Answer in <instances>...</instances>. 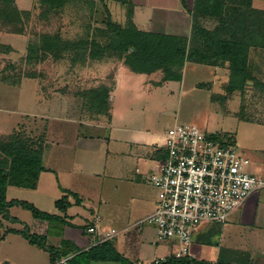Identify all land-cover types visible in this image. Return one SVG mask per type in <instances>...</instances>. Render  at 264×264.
I'll return each mask as SVG.
<instances>
[{
    "label": "crops",
    "instance_id": "crops-1",
    "mask_svg": "<svg viewBox=\"0 0 264 264\" xmlns=\"http://www.w3.org/2000/svg\"><path fill=\"white\" fill-rule=\"evenodd\" d=\"M132 1L134 21L135 4L146 1ZM149 2L153 8L151 25L144 29L136 24L138 28L191 35L195 0ZM155 13L164 15L155 18ZM213 20L203 17L202 24L214 28L207 23ZM190 62L194 61L185 62L182 79L177 81L183 80ZM200 64L210 65L215 73L230 72L232 77L228 62ZM124 66L116 72H108V85L105 76H101L102 81L91 87L101 83L108 86V110L98 111L92 104L89 106L90 101L81 92L83 90L71 91L61 86L47 88L40 83V103L56 107V111H25L28 121L20 122L9 132L23 131L24 137L42 150L44 169L34 188L8 185V200L29 201L62 219H44L32 213L31 222L26 223L11 211L20 204L9 206L8 213H0V264H58L62 258L69 260L78 252L100 243L97 234L87 231L89 225H95L100 232L123 230L109 240L130 264H159L160 261L183 264L179 260L181 257L174 254L176 244L159 240L155 225L138 223L156 209L158 190L149 181V176L158 169L164 157L165 134L170 127L153 130L124 113L139 100L140 83L150 89L173 79L165 80L161 70L123 72ZM151 82L154 84L150 85ZM213 85L214 81L198 82L201 87ZM65 107L72 111L64 113ZM244 152L249 158L247 168L264 178V160L249 150ZM11 189L16 193L14 196H9ZM64 196L70 203L61 210L56 201ZM12 221L14 224L25 223L18 227L11 225ZM24 228L43 236L46 244L56 247L62 256L53 261L48 248L34 244L22 233L14 231ZM188 258L191 264H240L246 260L248 264H264V188L252 193L224 223L203 224L194 235ZM90 264L122 262L94 259Z\"/></svg>",
    "mask_w": 264,
    "mask_h": 264
},
{
    "label": "rangeland",
    "instance_id": "rangeland-1",
    "mask_svg": "<svg viewBox=\"0 0 264 264\" xmlns=\"http://www.w3.org/2000/svg\"><path fill=\"white\" fill-rule=\"evenodd\" d=\"M130 1L66 0L63 5L45 12L47 7L41 2L17 0L18 6L31 10L32 15L25 23L23 33H13L0 26V43L3 44L0 50V138L7 137L20 122L28 121L25 111H56V107L40 103L41 84L47 88L61 86L71 91L83 90L81 92L88 100L84 91L99 84L101 76H105L108 85V72H116L126 64L112 50L104 56H91L87 42L96 39L105 44L109 35L105 28L111 20L117 26H126L130 7L134 6ZM137 1L146 2L135 4V24L149 29L153 15L151 2ZM253 5L264 9V0H254ZM163 15L154 14L155 18ZM207 23L211 27L218 24L217 20ZM43 33L58 35L63 41L79 46L64 49L61 55L46 53L43 56L36 47L31 51L30 45L39 44ZM30 51L31 60L27 58ZM253 62L256 76L264 80V50L253 52ZM123 72L134 71L126 65ZM229 74L215 73L210 65L190 62L182 81L173 79L150 89L140 83L139 100L124 113L153 130H165L182 123L197 124L208 132L231 133L240 149L249 150L264 160V88L254 86L252 81L243 86L241 79L231 78ZM31 75L34 77H29ZM200 81H214V85L201 87L198 86ZM229 84L234 85L231 90ZM71 111L70 107L64 108L66 114ZM13 190L9 191V196L16 194ZM11 211L26 223L31 222L33 214L29 208L16 205ZM22 223L25 222H10L18 227Z\"/></svg>",
    "mask_w": 264,
    "mask_h": 264
},
{
    "label": "trees",
    "instance_id": "trees-1",
    "mask_svg": "<svg viewBox=\"0 0 264 264\" xmlns=\"http://www.w3.org/2000/svg\"><path fill=\"white\" fill-rule=\"evenodd\" d=\"M36 1L46 5L47 12L52 7L63 5L66 0ZM122 1L131 3L130 0ZM31 15L32 11L21 9L17 0H0V26L7 31L23 33L25 23L30 20ZM128 15L126 26H117L113 20L108 22L105 32L109 35L105 44L96 39L87 42L91 47V56H104L112 50L133 71L161 70L165 80H181L186 61L213 65L228 62L231 78L241 79L243 86L252 81L254 86L264 88V80L256 76L253 62V52L256 54L264 50V9L252 6V0H195L190 36L140 29L132 19V7ZM203 17L217 20L218 24L214 28L205 27L202 24ZM76 45L79 46L63 41L58 35L43 33L39 44L30 45V50L38 48L43 56L46 53L61 55L64 49ZM2 47L3 44L0 43V50ZM31 51L27 55L30 60L33 58ZM233 87V84H229L230 89ZM108 91L109 88L105 84L86 91L94 109H109L106 101L109 98ZM0 151V213H8L9 206L20 204L29 208L36 217L62 219L57 214L39 209L29 201L7 198L8 185L36 187L40 172L44 169L42 150L34 147L24 137L23 131L16 130L7 137L0 138ZM69 203L66 196L56 201L61 210H65ZM14 231L22 233L32 243L48 248L52 252L53 261L62 256L56 247L46 244L43 236L31 233L27 228ZM94 259L131 263L108 240L78 252L67 264H90ZM179 260L183 264H191L187 256ZM159 264L168 263L160 261ZM240 264H248V260Z\"/></svg>",
    "mask_w": 264,
    "mask_h": 264
},
{
    "label": "built area",
    "instance_id": "built-area-1",
    "mask_svg": "<svg viewBox=\"0 0 264 264\" xmlns=\"http://www.w3.org/2000/svg\"><path fill=\"white\" fill-rule=\"evenodd\" d=\"M164 148L158 169L149 176L158 190L156 209L138 223L155 225L159 240L177 245L176 257H190L200 227L224 223L252 193L264 188V178L247 168L249 158L231 133L176 123L166 131ZM87 231L103 242L123 230L100 232L89 225ZM67 262L62 258L58 264Z\"/></svg>",
    "mask_w": 264,
    "mask_h": 264
}]
</instances>
